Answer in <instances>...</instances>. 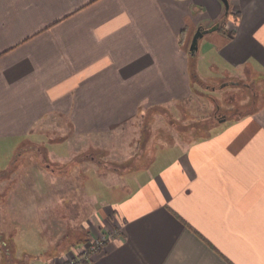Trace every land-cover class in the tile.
I'll return each mask as SVG.
<instances>
[{
    "label": "crops",
    "instance_id": "0c3cea01",
    "mask_svg": "<svg viewBox=\"0 0 264 264\" xmlns=\"http://www.w3.org/2000/svg\"><path fill=\"white\" fill-rule=\"evenodd\" d=\"M228 2L227 10L222 0H0V188L9 195L1 245V221L24 211L16 205L31 154L60 166L73 137L149 123L157 108L164 124L188 126L207 108L220 125L163 139L115 183L84 226L86 240L106 227L111 237L85 264H264V0ZM216 24L192 55L198 28ZM224 83L244 87L234 118L219 115L222 99L240 103ZM145 155L142 147L138 161Z\"/></svg>",
    "mask_w": 264,
    "mask_h": 264
},
{
    "label": "rangeland",
    "instance_id": "374dc122",
    "mask_svg": "<svg viewBox=\"0 0 264 264\" xmlns=\"http://www.w3.org/2000/svg\"><path fill=\"white\" fill-rule=\"evenodd\" d=\"M224 89L239 95L240 103H229L222 99L217 106L221 109L219 115L223 117L222 114H225L234 118L245 109L242 103L244 87L242 84L230 85ZM163 110V108L161 110L157 108V112L151 115L152 120L150 119L149 123L134 120L107 135L90 138L73 137L70 139L73 144V153L67 164L58 166L51 157H42V162L38 163L31 154L28 157V166L22 170L25 186L24 189L22 188V205H13V207L15 205L23 207L21 219H14L16 216L11 214V219L5 218L6 221H1L3 245L0 244V264H68L91 240L101 238L106 230L110 231L109 227L99 231L92 229L97 236L86 240L84 226L88 220L92 219V216L97 214L98 208L106 197L116 195L118 188L114 186L115 183L120 180L127 181V178L122 176L133 174L127 173L128 170L145 166L151 154L158 152L160 149L158 146L163 143V139L183 141L186 131L191 139L196 128L199 131L202 129L205 133L219 121L206 108L204 111L201 110V113L198 109L199 120L196 124L187 126L189 120L180 124L171 116L170 127L168 123L164 124L163 117H160L163 116ZM165 110L168 113V110ZM170 110L173 116L181 117V110L176 107ZM40 127H43L45 132L53 130L47 125ZM138 144L140 150L137 151ZM142 147L145 148L146 155L138 161V153H141ZM2 152L6 159L10 150ZM51 165H55L52 168L58 171L57 174L48 170ZM68 170L70 174L66 173ZM20 174L21 172L10 173L9 181H13L14 175L21 178ZM41 180H43V189L37 186ZM91 191L95 193L92 192L90 195ZM6 195L0 188V204H4ZM15 230L16 234L13 233ZM87 233L86 231L85 234ZM78 249H81L79 253ZM7 251H11L9 255L11 262H9Z\"/></svg>",
    "mask_w": 264,
    "mask_h": 264
},
{
    "label": "built area",
    "instance_id": "2783aa9c",
    "mask_svg": "<svg viewBox=\"0 0 264 264\" xmlns=\"http://www.w3.org/2000/svg\"><path fill=\"white\" fill-rule=\"evenodd\" d=\"M110 237L111 232L106 230L101 238L97 237L91 240V242L83 248L82 252L79 255H75L68 264H85L90 260L91 255L99 250Z\"/></svg>",
    "mask_w": 264,
    "mask_h": 264
},
{
    "label": "water",
    "instance_id": "95a60500",
    "mask_svg": "<svg viewBox=\"0 0 264 264\" xmlns=\"http://www.w3.org/2000/svg\"><path fill=\"white\" fill-rule=\"evenodd\" d=\"M224 2V4L226 5L227 7V10L229 8V2L228 0H222ZM228 13V11H227ZM220 28V24H216L215 26L209 28V29H205V28H198V30L196 31L195 35H194V38H193V41H192V44H191V47H190V52L192 55H196L197 54V51L199 49V41L200 39H202L205 35L209 34V33H212L214 31H217L218 29ZM236 82H232V84H235ZM230 83H224L221 85V87H225V86H228Z\"/></svg>",
    "mask_w": 264,
    "mask_h": 264
},
{
    "label": "trees",
    "instance_id": "16d2710c",
    "mask_svg": "<svg viewBox=\"0 0 264 264\" xmlns=\"http://www.w3.org/2000/svg\"><path fill=\"white\" fill-rule=\"evenodd\" d=\"M226 22H227V17H223V19L221 20V29L225 27Z\"/></svg>",
    "mask_w": 264,
    "mask_h": 264
}]
</instances>
